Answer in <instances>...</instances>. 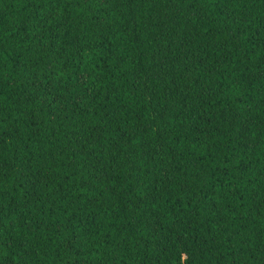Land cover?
<instances>
[{
  "label": "trees",
  "instance_id": "obj_1",
  "mask_svg": "<svg viewBox=\"0 0 264 264\" xmlns=\"http://www.w3.org/2000/svg\"><path fill=\"white\" fill-rule=\"evenodd\" d=\"M0 264H264V0H0Z\"/></svg>",
  "mask_w": 264,
  "mask_h": 264
}]
</instances>
